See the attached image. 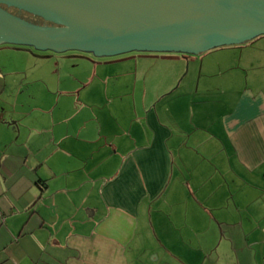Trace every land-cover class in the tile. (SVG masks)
I'll list each match as a JSON object with an SVG mask.
<instances>
[{"label": "crops", "instance_id": "obj_1", "mask_svg": "<svg viewBox=\"0 0 264 264\" xmlns=\"http://www.w3.org/2000/svg\"><path fill=\"white\" fill-rule=\"evenodd\" d=\"M140 58L38 96L0 66V264H264V60L203 115Z\"/></svg>", "mask_w": 264, "mask_h": 264}, {"label": "water", "instance_id": "obj_2", "mask_svg": "<svg viewBox=\"0 0 264 264\" xmlns=\"http://www.w3.org/2000/svg\"><path fill=\"white\" fill-rule=\"evenodd\" d=\"M61 26L0 9V45L96 57L131 52L197 56L264 36V0H0Z\"/></svg>", "mask_w": 264, "mask_h": 264}, {"label": "rangeland", "instance_id": "obj_3", "mask_svg": "<svg viewBox=\"0 0 264 264\" xmlns=\"http://www.w3.org/2000/svg\"><path fill=\"white\" fill-rule=\"evenodd\" d=\"M262 45V41H257L254 47H242L238 49L235 47H225L222 49H214L197 56L175 53L131 52L117 56L101 57H96L90 53L79 52L59 54L33 49L28 52L19 47L6 46L1 47L5 49L0 51V66H7L13 70H25L29 80L33 83L30 87V90H33L31 93L37 94L36 96H38L40 89L35 85L37 81L42 84L45 83L50 89L60 86L63 90H71L77 83H81L79 87H83V85L89 83L91 80L101 79L102 81H106L109 79L108 76L127 71V68V72H129L132 63L137 58L141 60L140 57L143 56L147 58L146 64L143 66V72L148 74L147 81L149 84L154 80V75L157 76L163 71L176 72V74L180 73L178 81L173 88L175 89L174 93L178 95L181 92L184 95L191 96L192 99H195L194 106L198 108L197 112L204 115L212 112V109L219 108L217 106L221 101L225 102L227 107H229L232 100L225 94L227 89H224L225 87L222 88L223 85L231 79L235 80L232 74L237 75L240 82H245L244 73L242 71H236V67L249 68V63L253 65L262 64L264 60V58H261L264 57V47ZM252 52L260 55V57L258 58L252 55ZM154 58L172 60L163 61V65L153 67L152 63L155 60ZM183 58L186 60L188 58L197 60H189L187 62ZM96 66L99 67L97 69L99 76L93 78ZM204 73L206 77L203 76ZM247 73L249 74L248 79L250 80L251 70L246 69ZM111 80L120 82L122 85L133 82V78L130 75L116 76ZM94 84L91 86L93 87ZM217 87L220 90H218V93H215L214 88ZM41 88L43 90L42 86ZM79 92L82 98L88 96L87 89L80 88ZM65 94H63L64 97L69 96V94ZM225 108L223 109L225 110Z\"/></svg>", "mask_w": 264, "mask_h": 264}, {"label": "flooded vegetation", "instance_id": "obj_4", "mask_svg": "<svg viewBox=\"0 0 264 264\" xmlns=\"http://www.w3.org/2000/svg\"><path fill=\"white\" fill-rule=\"evenodd\" d=\"M0 9L5 11L6 13L37 27L41 28H59L61 26L57 25L55 22L51 20H47L41 15L33 14L32 12L25 10L23 8H18L13 5H9L6 3H0Z\"/></svg>", "mask_w": 264, "mask_h": 264}]
</instances>
